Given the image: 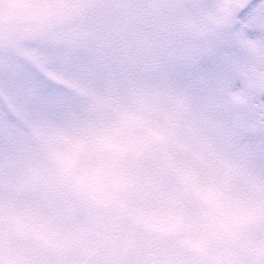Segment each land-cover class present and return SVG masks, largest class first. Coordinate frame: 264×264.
<instances>
[{"label": "snow or ice", "instance_id": "1", "mask_svg": "<svg viewBox=\"0 0 264 264\" xmlns=\"http://www.w3.org/2000/svg\"><path fill=\"white\" fill-rule=\"evenodd\" d=\"M83 6L82 15L42 6L40 34L0 41V144L26 120L79 111L74 86L108 92L122 105L163 87L211 117L232 147L264 157V0Z\"/></svg>", "mask_w": 264, "mask_h": 264}, {"label": "rangeland", "instance_id": "2", "mask_svg": "<svg viewBox=\"0 0 264 264\" xmlns=\"http://www.w3.org/2000/svg\"><path fill=\"white\" fill-rule=\"evenodd\" d=\"M132 2L76 0L61 12L67 8L82 15L87 10L85 3L112 11ZM61 18L58 13L55 21ZM43 28L39 22L22 26L0 20V41L34 37ZM74 87L83 97L79 111L59 119L41 115L26 120L22 129L0 144V216L6 205L9 215L23 213L37 223V230L25 241L30 264H192L171 238L145 231L131 208L90 204L67 188L55 167L64 146L93 123L118 121L124 108L140 110L142 98L154 95L182 100L195 126L188 146L172 151L169 163L162 164L159 153L145 151L137 166L146 178V191L165 189L180 197L196 188L211 187L219 194H232L239 190L241 177L264 182V157L232 147L228 133L211 117L196 114L186 97L163 87H149L126 105L108 92ZM221 160L229 162L230 170L220 168ZM221 264H264V247L227 249Z\"/></svg>", "mask_w": 264, "mask_h": 264}, {"label": "clouds", "instance_id": "3", "mask_svg": "<svg viewBox=\"0 0 264 264\" xmlns=\"http://www.w3.org/2000/svg\"><path fill=\"white\" fill-rule=\"evenodd\" d=\"M76 0H0V20L22 26L38 22L42 6L71 7ZM113 123H93L64 146L55 167L77 197L94 205L131 208L141 227L175 241L192 264H221L227 249L264 247V182L241 177L232 194L196 188L180 197L165 189L146 191L137 166L146 150L162 164L192 139L194 120L178 98L147 96L141 108ZM228 171L231 165L221 160ZM37 223L5 205L0 216V264H30L25 241Z\"/></svg>", "mask_w": 264, "mask_h": 264}]
</instances>
